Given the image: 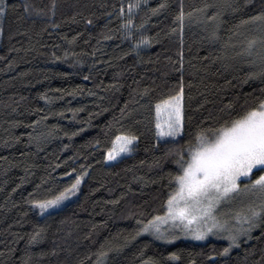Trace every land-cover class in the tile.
<instances>
[{
	"label": "trees",
	"instance_id": "obj_1",
	"mask_svg": "<svg viewBox=\"0 0 264 264\" xmlns=\"http://www.w3.org/2000/svg\"><path fill=\"white\" fill-rule=\"evenodd\" d=\"M161 2L56 0L53 15L52 0H4L0 264H97L98 253L116 244L122 247L103 264H264V226L226 255L227 241L135 235L138 221L166 212L177 189L178 156L169 149H186L198 130L264 99L260 63L245 51L264 27L241 24L264 11V0H166L153 14ZM24 3L47 14L29 15ZM145 39L151 43L137 46ZM181 80L184 131L160 139L155 106L175 95ZM121 133L138 139L130 154L108 163ZM84 172L65 204L41 213L31 203L58 195Z\"/></svg>",
	"mask_w": 264,
	"mask_h": 264
},
{
	"label": "snow or ice",
	"instance_id": "obj_2",
	"mask_svg": "<svg viewBox=\"0 0 264 264\" xmlns=\"http://www.w3.org/2000/svg\"><path fill=\"white\" fill-rule=\"evenodd\" d=\"M144 3H147V0H144ZM135 6L139 8L140 3ZM23 7L29 15L33 12L37 15L47 14L42 8L34 9L30 3H24ZM166 7L165 0L151 11L156 14ZM56 8V0H52L50 11L53 15H55ZM132 8L133 5L129 4V14ZM5 11L4 0H0V16H3ZM120 11L123 13V7ZM187 15L190 17L192 14ZM185 16L183 6H181L176 16L181 33ZM249 23H257L264 27V11L241 21V24ZM131 24L132 20H128L124 27L127 28ZM172 31L175 32L176 29ZM141 43H151V40H141L137 46ZM258 47L260 50L256 51ZM245 51L250 56L255 52L261 66L259 75L264 76V35H261L259 39L255 37L249 39ZM180 56L182 65V52ZM183 100L184 84L181 80L179 91L175 95L156 104L158 138L161 136L179 137L183 133L185 127ZM162 112L166 114L163 120H161ZM137 139L134 135L123 133L117 135L113 141L114 147L108 150L106 159L114 160L120 153L131 152L133 143ZM194 140L195 143L189 142L186 149L179 145L169 149V153H175L178 156L176 163L180 171L173 177L177 190L169 194L167 198V212L163 216H153L147 222L138 221L140 227L135 235L150 232L158 240L171 242L178 237L169 231L170 228L178 229L181 234L192 236L196 240H204L210 233L214 235L223 233L226 234L228 246L223 249L221 255H226L234 246H238L242 235H250L253 228L264 226V99L259 100L255 107L242 115L235 118L229 117L217 128L198 130ZM254 170L260 175L253 180L251 177ZM86 174L84 172L77 176L76 181L58 195L49 199L33 200L31 203L41 213H46L48 209L59 206L68 197L75 195ZM242 177L250 181L243 187L240 184ZM241 193L250 194L259 199L260 206L250 204L236 212L234 217L223 220L218 218L216 215L218 206L222 202H230ZM231 219H235L237 223L231 224ZM43 231L44 229L41 228L35 232L32 241L41 239ZM121 247L122 245L116 244L100 251L97 264H103V258L107 257L109 252L118 251ZM169 255L174 260L179 259L175 252ZM147 264H155V262L149 261Z\"/></svg>",
	"mask_w": 264,
	"mask_h": 264
},
{
	"label": "rangeland",
	"instance_id": "obj_3",
	"mask_svg": "<svg viewBox=\"0 0 264 264\" xmlns=\"http://www.w3.org/2000/svg\"><path fill=\"white\" fill-rule=\"evenodd\" d=\"M183 103H184V100H183ZM166 118V114L165 113H161V120L165 119ZM156 122H157V116H156ZM160 139H170V138H176V137H167V136H161L159 137ZM135 143V142H134ZM133 143V145H134ZM118 146V145H117ZM114 147V145H113ZM112 147V148H113ZM131 152H127V153H120L116 159L114 160H107L108 163H111L125 155H128L130 154ZM258 175H260L259 172H255L254 170V174L252 175L251 179H255ZM250 181L249 179L247 178H244L242 177L241 180H240V184H241V187H243L244 184H248ZM177 190V189H176ZM71 199V196L68 197L65 201H63L59 206L65 204L67 201H69ZM254 205L256 207H259L260 204H261V201L257 198H255L254 196H251L250 194H245V193H241L239 195H237L234 199H232L230 202H222L221 205L218 206V210L216 212V215L218 218H220L221 220L223 219H228L230 217H234L235 213L240 211L242 208H246L248 205ZM57 206V207H59ZM167 212V210H166ZM165 212V213H166ZM164 213V214H165ZM163 214V215H164ZM163 215H160V216H163ZM230 223L231 224H236L237 221H235V219H231L230 220ZM258 227L256 228H253L251 230V233L250 235H242L240 237V243L238 244V247L239 245L241 244V242L243 241H247L248 239L251 238V235L253 234V232L255 230H257ZM169 231L178 237V239H186V240H194V241H207V240H219V241H227L226 239V234H223V233H220V234H209L204 240H196L194 239L192 236H185L183 234H181V232L178 230V229H169ZM148 234H151L150 232ZM152 235V234H151ZM153 236V235H152ZM155 237V236H154ZM176 239V240H178ZM175 241V240H173ZM171 241V242H173ZM167 242V241H166ZM228 242V241H227ZM234 247H237V246H234Z\"/></svg>",
	"mask_w": 264,
	"mask_h": 264
}]
</instances>
